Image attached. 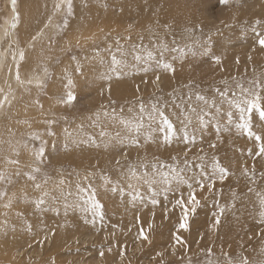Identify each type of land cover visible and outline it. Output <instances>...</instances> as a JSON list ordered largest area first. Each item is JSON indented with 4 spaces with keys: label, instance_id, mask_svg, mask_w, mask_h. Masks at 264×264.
<instances>
[{
    "label": "rangeland",
    "instance_id": "obj_1",
    "mask_svg": "<svg viewBox=\"0 0 264 264\" xmlns=\"http://www.w3.org/2000/svg\"><path fill=\"white\" fill-rule=\"evenodd\" d=\"M85 1L72 0L68 16L58 0H16L15 13L0 0L1 67L23 76L34 59L43 77L15 98L0 67L11 101L0 108V264H264V156L229 103L258 93L264 106V0ZM178 47L191 51L180 58ZM160 112L174 128L168 142ZM252 125L264 137L255 111ZM92 193L103 219L84 203Z\"/></svg>",
    "mask_w": 264,
    "mask_h": 264
},
{
    "label": "snow or ice",
    "instance_id": "obj_2",
    "mask_svg": "<svg viewBox=\"0 0 264 264\" xmlns=\"http://www.w3.org/2000/svg\"><path fill=\"white\" fill-rule=\"evenodd\" d=\"M233 0H219V3L221 5H229L230 3H232ZM12 3V10L13 13L16 12V0H11ZM62 3L66 6V14L68 16H71L73 13V7H72V0H62ZM61 4H57L56 5V9L57 11L60 10ZM19 17L18 15L15 16L14 21L11 25V27L15 28L16 27V21H18ZM67 25V21L65 20V26ZM255 31V30H254ZM255 35L258 37V43L260 45V47L264 48V34H262L259 31L255 32ZM166 50V49H165ZM174 52L179 53L180 58H183L184 56H186L189 51H191L190 48H174L172 49ZM149 57H151V53L148 54ZM20 59L23 60V52L20 53ZM137 59H139V57H137ZM216 63H220L219 58H216L215 60ZM113 65H117L119 63V61L116 60L115 57H113L112 60ZM162 67L168 71L174 72L175 69L172 67L171 64L168 63H164L162 65ZM157 79H159V77H157ZM17 80H19V75L17 74ZM71 80H69V85H71ZM0 91H2V89H0ZM223 95V94H222ZM252 98H248L247 96H242L237 100H232L229 101L230 104H233L238 110H239V122L236 124V128L241 131L242 133H244L245 135H247L250 139H254L256 144L258 145V152L256 153L257 156H264V137H262L261 135L256 134L253 131V125H252V115L253 112L255 111L256 113H258L259 119L260 121L264 122V106H262L261 104V96L258 93H251ZM197 99H203V97H197ZM75 100V96L69 92L68 96H67V102L71 103L72 101ZM5 102L9 103L10 105V101L8 99L7 95H4L3 99H0V108L4 107ZM155 108V106H153ZM141 111H143V106H141ZM229 122H231V118H232V114L229 113ZM159 116L161 118V122L162 124L166 127L167 129V135H165L164 139L166 142L170 141L171 136L174 134V128L173 125L168 121V119L164 116V114L162 112L159 113ZM133 130L135 131H139V126L137 125H133L132 126ZM163 130V129H162ZM219 131V129H217ZM185 140H188L187 134H185ZM25 147H27V145H25ZM212 147H215V145H212ZM17 155L19 154L18 152L16 153ZM249 154L251 155V150H249ZM44 155V148L41 147L39 149V151L36 153V159L38 162H40L42 160V157ZM9 164H18L19 161L17 160H8L7 161ZM213 169H214V174L218 175V178L220 179L221 182H223V180L227 177L228 170L224 167H221L219 164V161H214L213 163ZM34 172H39L40 169L34 168L33 169ZM17 175H19V173H16ZM245 174H247V170H245ZM133 176H135V173H132ZM145 175H147V173H145ZM29 180H35V176L33 175H29L28 176ZM5 181V173L0 171V182H4ZM8 182L10 183L11 181L8 180ZM215 183V180L212 181V183L209 184V189L211 190L212 184ZM37 188H39V185H36ZM189 187L191 188V185H189ZM201 189H203L204 185L201 183L200 184ZM249 191H252V189H249ZM7 193L4 191H0V199H3L4 196H6ZM259 196V206H260V222L264 223V195H260L259 193L257 194ZM135 198V197H134ZM39 203H43V200L39 201ZM85 204H89L91 205V210L93 211L94 215L99 216L101 219H103V213L101 211L102 209V205L96 201L95 199V194L92 193L89 198L87 200L84 201ZM153 204H156L157 201L153 200L152 201ZM178 205H180L183 209H184V215L182 217V222L180 223V228L187 230V220H188V208L184 205V201L183 199L178 200L176 202ZM189 204L192 205L191 211H195V207L196 205H198L199 201L196 200L195 198V194L194 192L190 194V199L188 201ZM39 206V204L37 205ZM4 207H11V203H6L4 205ZM84 211H87L88 209H82ZM221 215L223 214V209L220 210ZM216 223L219 224V217H217ZM140 237L143 239H147V236L144 234L143 230H141L140 232ZM177 242H181V239L179 236L176 237ZM101 256H103V252L100 253ZM209 255H211V253L209 252ZM244 264H248L247 258L244 259Z\"/></svg>",
    "mask_w": 264,
    "mask_h": 264
},
{
    "label": "bare ground",
    "instance_id": "obj_3",
    "mask_svg": "<svg viewBox=\"0 0 264 264\" xmlns=\"http://www.w3.org/2000/svg\"><path fill=\"white\" fill-rule=\"evenodd\" d=\"M93 1H101V3H102V1L104 2V0H86L85 1V3L87 2V4H89V5H92V4H94L93 3ZM157 1V0H156ZM58 2H59V4H62V0H58ZM57 2V3H58ZM24 4H26V2L24 3ZM112 7L116 10L117 8L115 7V6H113L112 5ZM167 7V6H166ZM28 9H29V7H28ZM77 9V8H76ZM180 10V9H179ZM29 11V10H28ZM100 12H102V11H100ZM23 13V12H22ZM28 13V12H27ZM98 13V12H97ZM111 13V12H110ZM109 13V14H110ZM129 13V12H128ZM148 13V12H147ZM30 14V13H29ZM100 14H102L101 15V18H99L101 21L105 18V16L104 15H106V14H103V13H100ZM127 14V13H126ZM23 15V14H22ZM11 18V17H10ZM22 18V22H24V24H26V22H27V18H26V16H25V20H24V17H21ZM12 20H13V18H11ZM106 19H107V17H106ZM10 21V20H9ZM104 21V20H103ZM102 21V22H103ZM105 21H107V20H105ZM50 23H51V21H49ZM19 23V22H18ZM53 23V22H52ZM74 23V22H73ZM12 24V23H11ZM103 24L105 25V23L103 22ZM102 23L100 24V26H102L103 25ZM146 25V24H145ZM51 26H53V25H51ZM94 26V25H93ZM46 27V26H45ZM54 27V26H53ZM50 28V27H49ZM47 30V29H46ZM50 30V29H49ZM9 32V31H8ZM118 32V31H117ZM10 33V32H9ZM1 34H2V32H1ZM0 34V35H1ZM24 36V35H23ZM39 36H41V34L39 33ZM3 37H5V36H2V38ZM21 37H22V35H21ZM0 39H1V37H0ZM5 39H6V37H5ZM41 39V38H40ZM7 40V39H6ZM29 40V39H28ZM30 41V40H29ZM27 42V41H26ZM31 43V42H30ZM41 43V42H40ZM37 44V43H36ZM36 44H35V42L33 43V45L35 46V47H37L36 46ZM34 48V47H33ZM30 49V48H29ZM12 51V50H11ZM28 52V51H27ZM38 53V52H37ZM4 56H9L8 55V53H4V52H2V53H0V57H1V59L4 57ZM35 55H33V57H34ZM5 57V58H6ZM36 57V56H35ZM10 58V57H9ZM32 58V57H31ZM38 58V57H37ZM4 60V59H3ZM8 60V59H7ZM10 60V59H9ZM1 61V60H0ZM14 61V60H13ZM35 60L33 59V61L32 62H30V65L28 66V67H26V69H25V74L23 75V76H21L20 74V76L21 77H19V80H17V74H16V71H14V70H12V68H8V65H9V63L11 62V61H8L9 63H6V65H4V67H1V63H0V67L2 68L1 70H2V72H3V74H2V77H3V79L2 78H0V79H2V80H5V78H7L6 80H7V83H9L8 85H9V90H8V93L9 92H11V91H13V94H12V96H14L15 98H18V96H17V94H21V95H25L26 93H28L31 89H33V90H35L36 91V88H38V85H42L43 84V77H39L37 74H36V70H35V67L39 64H36L35 62H34ZM4 63V62H3ZM27 64V63H26ZM3 65V64H2ZM14 67V66H13ZM23 67V66H22ZM20 72V71H19ZM13 73L15 74L14 76H13ZM4 83L2 82L1 83V80H0V89H2L3 88V85ZM25 91V92H24ZM16 92H17V94H16ZM31 96V98H33V95H30ZM28 98H30V97H28ZM0 99H2V97H1V91H0ZM13 98H11V100H12ZM14 100V99H13ZM16 100V99H15ZM18 101H20L19 99H18ZM11 102V101H10ZM13 102V101H12ZM17 102V101H16ZM36 103V102H35ZM13 104V103H12ZM14 105V104H13ZM34 105V104H33ZM3 109V108H2ZM6 111V110H5ZM7 112V111H6ZM13 114V113H12ZM16 114V113H15ZM22 114V113H21ZM34 115V114H33ZM20 117V116H19ZM18 118V117H17ZM1 119V118H0ZM12 132V131H11ZM7 156V155H6ZM1 158V157H0ZM2 162V161H1ZM0 162V163H1ZM132 179H133V177H132ZM100 197H102V196H100ZM129 210V209H128ZM13 212H15V209L13 208ZM115 212V211H114ZM10 217H12L11 216V214L9 215ZM13 220V219H12ZM12 220H10V221H12ZM7 223V222H6ZM12 223V222H11ZM10 223H8V225H9ZM0 229H1V231L0 232H2V225L0 226ZM4 245H5V247H6V244L4 243ZM10 245V244H9ZM2 249H4V248H0V250H2ZM10 257V256H9ZM16 261V260H15ZM96 263V262H95Z\"/></svg>",
    "mask_w": 264,
    "mask_h": 264
}]
</instances>
